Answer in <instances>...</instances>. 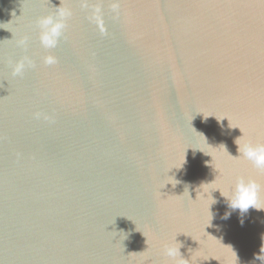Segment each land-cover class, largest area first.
Listing matches in <instances>:
<instances>
[{
    "label": "water",
    "instance_id": "obj_1",
    "mask_svg": "<svg viewBox=\"0 0 264 264\" xmlns=\"http://www.w3.org/2000/svg\"><path fill=\"white\" fill-rule=\"evenodd\" d=\"M242 135L264 143V0H0V264H264ZM239 176L262 210L229 208Z\"/></svg>",
    "mask_w": 264,
    "mask_h": 264
},
{
    "label": "clouds",
    "instance_id": "obj_2",
    "mask_svg": "<svg viewBox=\"0 0 264 264\" xmlns=\"http://www.w3.org/2000/svg\"><path fill=\"white\" fill-rule=\"evenodd\" d=\"M70 16L71 11L69 9L58 7L55 13L39 17L35 20L34 24L39 30L40 42L44 48L51 49L56 47L59 38L63 35L64 30L67 28V20ZM16 46L26 50L28 46V37L23 36L18 39ZM43 62L46 65H51L56 63V59L55 57L49 55L44 57ZM9 66L13 77H22L27 68H32L35 65L30 57L23 56L19 59L10 60ZM42 115L43 114L41 113H36L35 118L40 119ZM43 118L45 120L50 119L46 115L43 116ZM234 142L237 146L238 156L233 157L232 155H229L233 158H243L244 160L250 162L255 169L260 172H264V143L254 144L251 141L244 139L243 135L236 138ZM261 190V184H259L255 179H245L244 177L239 176L236 179L234 188L230 192H225L224 194H221L220 190L219 192L221 196L225 198L230 209H238L243 215L247 213L250 208L262 210L259 207ZM226 214L228 215V213ZM181 247H177L173 244H167L163 248V254L169 260L173 261L174 264H189V260L183 258L181 254Z\"/></svg>",
    "mask_w": 264,
    "mask_h": 264
}]
</instances>
